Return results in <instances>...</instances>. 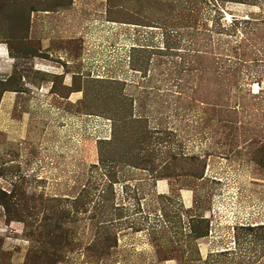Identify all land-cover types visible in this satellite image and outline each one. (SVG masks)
<instances>
[{
	"label": "rangeland",
	"instance_id": "rangeland-1",
	"mask_svg": "<svg viewBox=\"0 0 264 264\" xmlns=\"http://www.w3.org/2000/svg\"><path fill=\"white\" fill-rule=\"evenodd\" d=\"M0 47V264H264V0H0Z\"/></svg>",
	"mask_w": 264,
	"mask_h": 264
},
{
	"label": "bare ground",
	"instance_id": "bare-ground-1",
	"mask_svg": "<svg viewBox=\"0 0 264 264\" xmlns=\"http://www.w3.org/2000/svg\"><path fill=\"white\" fill-rule=\"evenodd\" d=\"M226 18L228 19L229 18V16L228 15H226ZM4 48H1L0 47V59H2V60H5L6 59V54H5V50H3ZM8 61V60H7ZM35 66V65H34ZM36 67H37V65H36ZM8 72V71H7ZM252 89H253V91L254 92H256L257 90H258V86L256 85V84H254V85H252Z\"/></svg>",
	"mask_w": 264,
	"mask_h": 264
}]
</instances>
